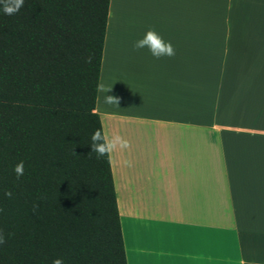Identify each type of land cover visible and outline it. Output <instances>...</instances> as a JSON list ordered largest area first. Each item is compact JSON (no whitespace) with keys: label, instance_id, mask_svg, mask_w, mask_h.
<instances>
[{"label":"crops","instance_id":"obj_1","mask_svg":"<svg viewBox=\"0 0 264 264\" xmlns=\"http://www.w3.org/2000/svg\"><path fill=\"white\" fill-rule=\"evenodd\" d=\"M94 111L127 264H264V0H109Z\"/></svg>","mask_w":264,"mask_h":264},{"label":"trees","instance_id":"obj_2","mask_svg":"<svg viewBox=\"0 0 264 264\" xmlns=\"http://www.w3.org/2000/svg\"><path fill=\"white\" fill-rule=\"evenodd\" d=\"M108 9L24 0L0 12V264H127L108 150H90L96 130L107 147L94 109Z\"/></svg>","mask_w":264,"mask_h":264},{"label":"clouds","instance_id":"obj_3","mask_svg":"<svg viewBox=\"0 0 264 264\" xmlns=\"http://www.w3.org/2000/svg\"><path fill=\"white\" fill-rule=\"evenodd\" d=\"M24 0H0V12L4 15H13L23 6ZM148 50V53L156 59L161 57H171L173 56L174 49L170 42L165 41L162 37L153 29H149L145 32L142 38L136 39L132 43V49H144ZM105 103L107 104H117V99L111 96H105ZM92 145L90 150L97 151V155H103L108 149L114 148L118 143H120V137L116 136L108 142L106 148L96 149V144L100 141L101 137L99 136L98 130L94 131L90 137ZM13 172L17 178L23 175L24 173V161H18L13 166ZM6 196H11V192H5ZM0 243H3V237L0 236ZM52 264H64V259L62 257H57L52 260Z\"/></svg>","mask_w":264,"mask_h":264}]
</instances>
